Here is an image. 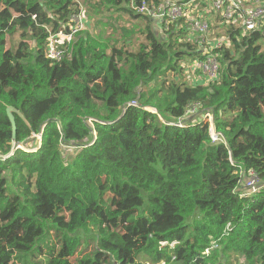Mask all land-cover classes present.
<instances>
[{"label":"trees","instance_id":"1","mask_svg":"<svg viewBox=\"0 0 264 264\" xmlns=\"http://www.w3.org/2000/svg\"><path fill=\"white\" fill-rule=\"evenodd\" d=\"M142 1L166 0H0V264H264V187L234 191L238 166L264 181L262 36L213 16L218 75L190 84L198 46L177 22L159 38ZM80 9L51 62L48 34ZM92 13L130 25L94 34ZM7 106L29 124L14 114V144Z\"/></svg>","mask_w":264,"mask_h":264},{"label":"built area","instance_id":"2","mask_svg":"<svg viewBox=\"0 0 264 264\" xmlns=\"http://www.w3.org/2000/svg\"><path fill=\"white\" fill-rule=\"evenodd\" d=\"M161 8H152L142 1L135 7L138 12H146L156 17L164 30L168 29L170 23L177 22L186 31L187 37L191 42L198 46L200 58L185 62L186 69L197 72L201 75V80L206 81L216 79L219 68L216 50L225 44L227 36L220 35L218 38L211 39L213 34V20H209V15L219 19V25H239L243 32L258 31L264 41V0H171L164 1ZM204 5V8L199 5ZM205 5L207 7H205ZM85 16L83 10L70 15L67 22V29L55 33H49L46 39V56L52 61H60L63 57L61 45L69 42L73 35L85 27ZM184 73L185 69H184ZM194 79H200L192 74ZM187 77V76H186ZM134 103V102H133ZM199 105H191L189 113L197 111ZM147 109V107H144ZM200 121L207 123L209 135L212 141L224 139L221 134L214 129V116L210 111L199 113ZM180 126L185 125L182 118L178 119ZM19 147V146H18ZM4 158L2 157V160ZM264 187V181L259 177L255 170H244L238 166V181L234 191L239 196L249 195ZM205 252L209 253L208 250Z\"/></svg>","mask_w":264,"mask_h":264},{"label":"rangeland","instance_id":"3","mask_svg":"<svg viewBox=\"0 0 264 264\" xmlns=\"http://www.w3.org/2000/svg\"><path fill=\"white\" fill-rule=\"evenodd\" d=\"M80 1V4L83 6V4H82V2L84 1V0H79ZM201 8L203 7L204 8V5H199ZM205 7H207L206 5H205ZM205 9V8H204ZM92 15L94 16V17H96L93 13H92ZM124 17V19L123 18H120V17H117L116 19H112L111 17H109V18H106V17H102V19L101 20H99L97 17V21H96V26L94 27V28H91V29H89L90 30V32L91 33H94V34H97V33H100V32H103L110 24H113L114 26H117V25H119L120 23H122L123 25H125L126 27H129V25H130V20H129V17L128 16H126V15H124L123 16ZM209 20H213V15H209V18H208ZM89 28H90V26L92 27V24L91 25H89V23H88V25H87ZM142 28V24H139L138 26H137V32H135V33H133V34H131V36L129 37V42L127 43V44H131L132 46H137L138 45V43L140 42V41H142L143 40V35L140 33V29ZM154 28H155V26H154ZM153 28V29H154ZM155 30V32L157 31V36L159 37V38H162L163 37V35H162V33L160 32V31H163L164 29L162 28V27H159V29L156 27V29H154ZM113 33H107L106 32V34H105V36H108V35H111V34H113V36H114V39H118L119 40V43L118 44H120V45H124V43H123V41L121 40V37H120V33H121V29L118 27L115 31H112ZM217 33H219V31H218V29L217 30H214L213 31V34H211L212 35V37H211V39H215V38H218L220 35H217ZM189 38V37H188ZM186 62L187 61H189V60H185ZM185 66H186V64H184ZM185 69V72H186V76L187 77H185L186 78V80L190 83V84H194V83H196V82H202L201 81V75L199 74V73H197V72H191V70L188 68V69H186V67L184 68ZM184 69H183V72H184ZM192 74H195L198 78H200V79H194V76L192 75ZM175 78H177V76H175ZM147 109L149 110V111H152V112H155V110L154 109H150V108H148L147 107ZM20 146H21V144H20ZM22 148H26L25 147V145H23V147ZM50 236H51V233H50ZM102 261V264H107V261L106 260H101Z\"/></svg>","mask_w":264,"mask_h":264},{"label":"water","instance_id":"4","mask_svg":"<svg viewBox=\"0 0 264 264\" xmlns=\"http://www.w3.org/2000/svg\"><path fill=\"white\" fill-rule=\"evenodd\" d=\"M5 111H6V115L8 117V120L11 124V143L14 144L15 132H16V124H15V120H14V114H18L24 120V122H26L27 125H29V124H28L27 120L22 116V114L17 109H15L13 106H7ZM16 147H18V145Z\"/></svg>","mask_w":264,"mask_h":264}]
</instances>
